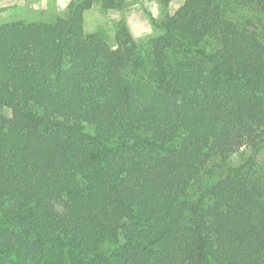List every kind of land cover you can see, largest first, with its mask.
I'll return each mask as SVG.
<instances>
[{"label":"trees","instance_id":"1","mask_svg":"<svg viewBox=\"0 0 264 264\" xmlns=\"http://www.w3.org/2000/svg\"><path fill=\"white\" fill-rule=\"evenodd\" d=\"M160 1L149 52L0 25V264H264V0Z\"/></svg>","mask_w":264,"mask_h":264},{"label":"rangeland","instance_id":"2","mask_svg":"<svg viewBox=\"0 0 264 264\" xmlns=\"http://www.w3.org/2000/svg\"><path fill=\"white\" fill-rule=\"evenodd\" d=\"M76 0H0V25L9 22L23 21L53 22L68 14L69 5ZM185 0H173L169 12L173 13ZM232 19L244 23L248 17L256 18L254 9H239L232 4L226 8ZM166 9L160 0H123L113 9H105L96 3L85 12V30L96 34L116 47V34L125 24L139 42L143 50L149 52L154 38L163 34L160 23L165 18ZM250 150L243 148L231 157L234 164L242 163ZM60 206V210H62Z\"/></svg>","mask_w":264,"mask_h":264}]
</instances>
